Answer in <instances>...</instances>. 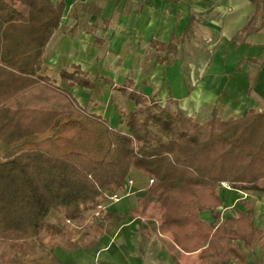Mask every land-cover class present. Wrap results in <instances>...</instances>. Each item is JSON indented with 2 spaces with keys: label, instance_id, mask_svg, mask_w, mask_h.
Returning a JSON list of instances; mask_svg holds the SVG:
<instances>
[{
  "label": "trees",
  "instance_id": "1",
  "mask_svg": "<svg viewBox=\"0 0 264 264\" xmlns=\"http://www.w3.org/2000/svg\"><path fill=\"white\" fill-rule=\"evenodd\" d=\"M252 2L256 12L238 42L264 26V0ZM65 6V0H0V264H64L56 247L93 246L150 201L170 207L142 233H169L164 245L176 263L197 252L188 264H246L248 252L264 246V228L248 199L221 212L220 188L264 192V103L228 118L214 108L199 120L172 94L160 100L126 77L115 88L135 106L116 105L122 125L114 127L68 89L80 85L91 93L96 86L80 64L45 72L46 48ZM189 15L179 36L151 39L158 62H172L193 33L200 17ZM133 168L153 181L136 207L118 214L106 205Z\"/></svg>",
  "mask_w": 264,
  "mask_h": 264
},
{
  "label": "crops",
  "instance_id": "2",
  "mask_svg": "<svg viewBox=\"0 0 264 264\" xmlns=\"http://www.w3.org/2000/svg\"><path fill=\"white\" fill-rule=\"evenodd\" d=\"M65 5L62 24L46 48L45 72L53 76L63 67L80 64L96 86L91 93L80 85L68 89L81 106L94 104L91 108L114 127L122 125L116 105L123 94L115 85L126 77L134 80L135 88L148 95L155 93L160 100L172 94L181 108L199 120L209 118L214 108L228 118L264 103V26L242 41L235 39L256 12L252 0H65ZM190 10L200 17L193 33L181 42L172 62H158L151 39L166 41L172 33L179 36L185 32ZM127 106L126 111L135 104L130 100ZM112 110L116 116L111 121L108 113ZM150 184L149 176L133 168L116 193L118 198H110L106 207L118 214L129 211ZM222 189L227 196L221 195L219 208L243 206L242 190ZM247 199L254 205L256 224L260 215L259 226L264 228V212L258 213L257 203ZM146 212L139 217L127 215L93 246L75 250L56 247L55 252L64 264H178L164 245L169 233L157 234L153 228L148 236L142 233L141 227L156 219ZM201 216L212 218L209 211H202ZM260 248L263 253L255 255L253 262L264 258V246L258 245L248 252V259ZM191 255L196 259L197 252L182 254L180 264L194 261H186Z\"/></svg>",
  "mask_w": 264,
  "mask_h": 264
},
{
  "label": "rangeland",
  "instance_id": "3",
  "mask_svg": "<svg viewBox=\"0 0 264 264\" xmlns=\"http://www.w3.org/2000/svg\"><path fill=\"white\" fill-rule=\"evenodd\" d=\"M109 92V91H108ZM94 93H95V95H99L100 94V92L99 91H94ZM104 94V93H103ZM103 98L105 99V98H107L108 99V95L106 96V97H104L103 96ZM117 98V97H116ZM115 98V99H116ZM128 101H130V99L126 96V95H124V94H122L121 96H120V98L118 97V99H117V102L119 103L118 105H120V106H122L123 108L125 107V108H128V106H127V103H128ZM94 104H92L91 102H88L85 106H88L89 108L90 107H92ZM124 108V109H125ZM126 110V109H125ZM108 116L110 117V120L112 121L113 119H114V117L116 116V114H115V111L114 110H112L111 112H109L108 113ZM153 181V179H151V182ZM223 186H228L227 185V183H224L223 184ZM222 186V187H223ZM222 187L220 188V194L221 195H223L224 197L225 196H227L226 195V193L223 191V189H222ZM243 192H242V197L241 198H243V199H247V198H252L254 201H255V203H257V212L259 213V212H264V210H262V209H264V208H262V203H264V192H261V191H255V190H242ZM116 194V193H115ZM238 201H236V203H237ZM150 204V205H149ZM148 204V206L145 208V212L146 213H148V215L147 216H149V217H154V218H156V219H160V216H161V214H162V212H163V210L165 209V208H168V207H170V205H168V204H165L164 202H157V201H150V203ZM236 206V205H235ZM264 206V205H263ZM148 208V209H147ZM233 208L229 205V204H227V205H225L224 207H221V208H219V210L221 211V212H223V213H229L231 210H232ZM145 213V214H146ZM260 221H261V218H260V215H258V219H257V224L258 225H260ZM262 250H261V248L260 249H258L254 254H251L250 255V258L248 259V261H247V263L246 264H254V262H253V259H254V257H255V255L256 256H259V255H262ZM193 259H195V255L193 256V255H191V256H189L187 259H186V261L187 262H189V261H192Z\"/></svg>",
  "mask_w": 264,
  "mask_h": 264
},
{
  "label": "built area",
  "instance_id": "4",
  "mask_svg": "<svg viewBox=\"0 0 264 264\" xmlns=\"http://www.w3.org/2000/svg\"><path fill=\"white\" fill-rule=\"evenodd\" d=\"M111 198H112V199H117V198H118V194H113V195L111 196Z\"/></svg>",
  "mask_w": 264,
  "mask_h": 264
}]
</instances>
